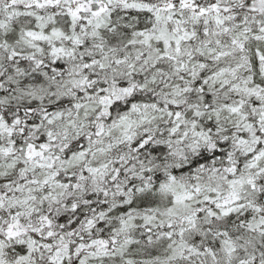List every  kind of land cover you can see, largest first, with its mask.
<instances>
[{"label":"snow or ice","instance_id":"snow-or-ice-1","mask_svg":"<svg viewBox=\"0 0 264 264\" xmlns=\"http://www.w3.org/2000/svg\"><path fill=\"white\" fill-rule=\"evenodd\" d=\"M0 264H264V0H0Z\"/></svg>","mask_w":264,"mask_h":264}]
</instances>
